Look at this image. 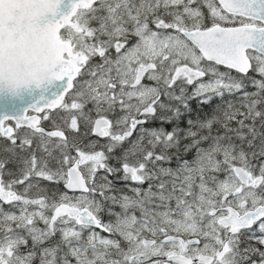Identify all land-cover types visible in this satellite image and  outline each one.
<instances>
[{"label":"snow or ice","instance_id":"snow-or-ice-1","mask_svg":"<svg viewBox=\"0 0 264 264\" xmlns=\"http://www.w3.org/2000/svg\"><path fill=\"white\" fill-rule=\"evenodd\" d=\"M0 264H264V0H0Z\"/></svg>","mask_w":264,"mask_h":264}]
</instances>
